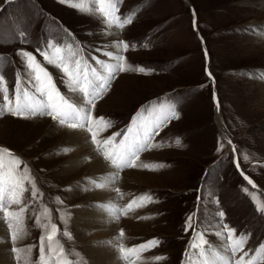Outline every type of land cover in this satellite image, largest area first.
I'll return each mask as SVG.
<instances>
[{"label": "rangeland", "instance_id": "1", "mask_svg": "<svg viewBox=\"0 0 264 264\" xmlns=\"http://www.w3.org/2000/svg\"><path fill=\"white\" fill-rule=\"evenodd\" d=\"M187 1L195 11V27L185 0H0V214L13 264H41V237L47 264H94L87 248H101L104 241L90 236L91 230L82 233L75 223L77 210L90 208L97 199L89 195L86 167L67 170L73 147L56 129L59 121L39 112L20 117L8 111L23 108L22 99L29 93L46 103L17 50L33 53L69 103L75 100L68 92L93 99L84 115L95 121L104 118L109 125L97 136L101 142L124 139L129 129H141L171 110L180 113L179 119L165 120L166 126L150 141L152 147L138 151L136 167L115 168L107 185L114 188L115 202L104 212L118 213L115 249L159 241L126 264H196L210 258L218 241L228 264H264V212L257 211L264 208V4ZM101 7L114 11L115 23H108ZM120 41L129 48L118 47ZM41 53L63 65L48 64ZM112 58L117 63L111 68ZM77 61L74 84L61 69L75 73ZM106 150L112 151V146ZM97 151L105 159L103 150ZM13 158L20 161L18 167ZM9 172L17 178L28 176L20 181L24 191L18 204L12 202ZM141 197L146 198L142 207L120 211ZM5 210L20 217L18 226ZM189 216L192 226L186 231ZM52 224L57 231L50 251ZM225 225L235 229L231 241ZM241 237L243 246L234 254L231 245Z\"/></svg>", "mask_w": 264, "mask_h": 264}, {"label": "snow or ice", "instance_id": "2", "mask_svg": "<svg viewBox=\"0 0 264 264\" xmlns=\"http://www.w3.org/2000/svg\"><path fill=\"white\" fill-rule=\"evenodd\" d=\"M12 0H5V3H10ZM58 3H65L66 0H57ZM110 8H113L114 6H109ZM100 12L104 14L105 17H108V23L111 25L115 23V18H114V11H106L104 7H101L99 9ZM193 16H194V27H195V11L193 10ZM128 23H131V21H128ZM118 27L123 28V24H118ZM201 42L203 43V39L201 38ZM123 46L124 50H127L129 48V44L125 41H120L119 46ZM59 49H57V52ZM16 55L18 57L22 58V62L26 60L25 67L34 75L31 78V83L33 84V87L37 93H39L41 96L46 97V103H39L37 106L33 107L31 104L24 105L23 108H21L19 105L15 110L9 108L8 111L11 112L13 116H20V117H25L27 112H30L32 116H36L37 112L40 114H46L49 117H51L55 121H59L60 125H66L70 128L76 129V128H84L87 126L88 131L91 133V138L93 144L96 145L97 150H103L104 158L108 161L111 162V164L117 168L121 169L123 167H136V160L138 159L137 153L138 151L142 150L144 147H152L153 145L150 143V141L155 137L160 134V131H162L163 127H165V120L171 121L173 119H179L180 118V113H178L175 110H171L170 113L162 118L157 119L155 122L151 124H146L141 127L142 131V140H136L133 142H128V136L127 134L125 135V139L120 141L121 147L119 149H114L113 151H107L106 146L111 144L112 137H110L108 140L105 141H99L97 140V136L99 135L100 132L104 130V127H108L109 125L104 123V118H100L99 121L91 120L87 116H81V111L82 109L76 108L73 104L69 103V101L61 94V92L58 90L57 85L53 81L52 75L44 68L41 66L39 62H37L36 57L33 55L32 52L30 51H24V50H17ZM41 55L44 56V59L47 61L48 64H55L57 67H60L63 65L62 60H54L46 53H41ZM205 56H208L207 50H205ZM123 57H117V60H123ZM77 63V69L76 72H71L68 70L67 67H63L61 70L64 72V74L68 77L69 80H72V82L75 84L77 80H73V76H76L78 79L79 76V61ZM118 69L120 72L125 71V67L123 63H120L118 66ZM140 72H144V68L141 67L139 68ZM206 74L213 79L212 73L208 71V69H205ZM85 79H87V74L85 73ZM4 77L0 76V81H3ZM21 83L20 81V73H17V87H19V84ZM107 82L105 84H101L100 88L104 89L106 87ZM80 91L84 92V95L86 97L89 96V93L81 88ZM92 97L97 95L96 93L91 94ZM214 101L217 104V109L219 108V102L216 100L215 92L213 94ZM7 99V97H5ZM88 104L93 103V99L89 98L87 100ZM45 109H47V112L45 113ZM103 125V126H102ZM95 129V130H94ZM131 129H129V132ZM141 133H138L140 135ZM176 144H180V139H176ZM231 143V141H229ZM139 145V147H138ZM4 151H7V149H4ZM12 163L19 166L20 161L13 158ZM3 167V164L0 163V168ZM146 167V165H145ZM239 165H237V168ZM25 172H27V168L25 167ZM207 173V170H205V174ZM243 175V173H241ZM203 178V177H202ZM111 179V177H110ZM244 179L248 181L249 184H252L253 182L247 177L244 176ZM8 180L10 184V188L12 191V202L13 203H20V198L19 194L24 191V189L21 187L20 181H27L28 176L27 175H22L19 178L15 177L11 172L8 173ZM97 187H104V185H97ZM117 192H119V189H117ZM4 195V190L3 188H0V199H3ZM33 195H36L35 190L33 191ZM199 200V196L197 197ZM147 200H150V198H147ZM146 202L145 197H141L139 199V202L137 200H133L131 203L127 205L126 208L120 209L122 213H126L130 210L133 209V206L135 207H142L144 203ZM23 212V209L20 210ZM257 211L264 212V208H259ZM6 215H11L13 221L15 222V225H19L20 223V217L17 214H10L5 210ZM220 217L221 219L224 218L225 214L223 212H220ZM9 228H13L14 225L13 223H9ZM192 226V217H188V222H187V228H190ZM225 228L228 231V239L231 241L233 234L235 232V229H230L228 228L227 225H225ZM51 233L48 234L47 240L49 241V250L51 251V242L53 240V236L57 231V226L55 224L51 225ZM65 235H69L67 232L64 233ZM121 236H123V232L121 231L120 233ZM11 238L12 240H16L18 238V233L17 231H13L11 233ZM43 237H41L42 245H41V264H47V262L44 260V248H43ZM159 241L157 240H152L148 242V245H140L138 249H125L123 246L120 247V252L123 253H129L133 254L136 253L137 251H144L149 245H156L158 244ZM243 246V238L241 237L240 239H237L234 244L231 245V250L235 254L237 251L240 250V248ZM13 252H16L17 249L13 248ZM244 255H247L245 253ZM124 259H128V256L125 255ZM157 259H160V257H157ZM243 259V257H241ZM63 264H68V261L65 260L63 261Z\"/></svg>", "mask_w": 264, "mask_h": 264}, {"label": "bare ground", "instance_id": "3", "mask_svg": "<svg viewBox=\"0 0 264 264\" xmlns=\"http://www.w3.org/2000/svg\"><path fill=\"white\" fill-rule=\"evenodd\" d=\"M185 1L188 2L187 0ZM257 1L264 4V0H257ZM261 33L264 36V29L261 30ZM115 62L116 60L112 58V60L108 61V65L112 68V65H114ZM103 75L107 76L106 72L103 73ZM93 92L95 91L93 90ZM68 95L69 98L72 97L71 99H73V101L75 100L74 106L78 109L83 110L80 113L81 116L82 117L85 116L84 108L86 106L89 107L90 105L87 103L88 98L82 97V95L72 94L69 92ZM24 96L25 97L22 99V107L27 104H31L33 105V107H35L39 103H45L43 100L38 98L37 95H32L29 93ZM57 125L58 127L56 129L59 128V131H62L65 134V137L69 145H72L73 147L71 152L72 156L69 160L70 163L67 167V170L77 172L81 168L86 167L88 172L87 173L88 177L86 178H90L94 180L95 184L97 183L96 185H93L90 182L91 181L90 179H88L89 181L87 180V182H89L90 185L87 182H83V184H88L89 188L92 190L90 191L91 193L89 194L91 198H95V200L96 199L97 200L95 204H93L90 208H88L89 207L88 206L87 208H82L80 210L78 209L76 213L77 217L75 219V223L78 226V229L82 230V233H87V230H91V233L89 234L90 236L94 238L99 237L101 240H104L102 242L103 247L101 248H94V246L87 248L89 254L91 255L94 261V264H126L129 261L139 259L137 255L140 253V251H137L136 253L133 254H129V253L122 254L119 251V249L118 250L115 249L116 248L115 230L117 223L115 220L117 218L118 213L116 212H109L108 214L105 213L106 211L108 212L110 211L109 209H112L114 207L113 206L115 202L114 201L115 193L113 191L114 188L107 185H110V183L114 179L115 167L111 164V162L108 163L107 160L103 159L98 153V151L95 149V147L90 143L86 126L84 128L73 129L68 127L67 125H60L58 123ZM138 133L141 134L138 135ZM127 136H128V142L142 140V131L141 129L139 128L136 129V127H134L133 130H131L127 134ZM120 147H121L120 144H116L114 146V149H119ZM85 157L88 159L86 161H83ZM134 176L138 182H142L141 178H137L138 176H140L139 173H134ZM97 185H104V187H97ZM109 220H111V222H108ZM2 222L3 219H2V215L0 214V264H13V262H11V258L8 256V252L6 249L7 247L6 240L8 238V233L6 229L2 228ZM212 247L213 249L210 258L205 259L203 257V259L196 264H228L227 253L226 251L223 250L221 243L218 241ZM138 248L139 247H135L133 249H138ZM125 255L128 256L127 260L124 259Z\"/></svg>", "mask_w": 264, "mask_h": 264}, {"label": "water", "instance_id": "4", "mask_svg": "<svg viewBox=\"0 0 264 264\" xmlns=\"http://www.w3.org/2000/svg\"><path fill=\"white\" fill-rule=\"evenodd\" d=\"M13 1V0H12ZM189 6H190V8H191V11H193L192 10V6L190 5V3H187ZM1 7V6H0ZM198 34V33H197ZM198 36H199V38H200V40H201V37H200V35L198 34Z\"/></svg>", "mask_w": 264, "mask_h": 264}]
</instances>
